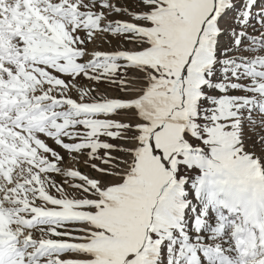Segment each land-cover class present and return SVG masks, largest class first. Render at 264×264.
Segmentation results:
<instances>
[{
    "label": "snow or ice",
    "instance_id": "6c2138e0",
    "mask_svg": "<svg viewBox=\"0 0 264 264\" xmlns=\"http://www.w3.org/2000/svg\"><path fill=\"white\" fill-rule=\"evenodd\" d=\"M22 4L0 264H264V0Z\"/></svg>",
    "mask_w": 264,
    "mask_h": 264
},
{
    "label": "rangeland",
    "instance_id": "374dc122",
    "mask_svg": "<svg viewBox=\"0 0 264 264\" xmlns=\"http://www.w3.org/2000/svg\"><path fill=\"white\" fill-rule=\"evenodd\" d=\"M3 7L7 9V12L5 9H3V13L1 14L5 17L3 24L4 32L11 34L13 32L26 31V28L28 26V16L26 14L27 9L24 8L22 0H10L9 4L7 5V3H5V6ZM5 13H7V15H5ZM9 23L12 24L11 28H9ZM12 44L13 41L11 39L0 37V52L7 53L10 50ZM130 46L131 45H129V47ZM107 48L108 46L105 45V50H107ZM42 50L44 49L39 45H34L31 49V51L34 53H39ZM4 56L0 57V67L3 68L2 70H0V73L10 71L9 68H5L4 66L6 63H8L9 57L7 55ZM3 58H5V61L3 60ZM55 66L61 68L65 67L58 64ZM68 70H70V66H68ZM41 73L42 75H40V80H37V74ZM40 81L52 83L53 86H55L56 83H61L60 81H55L51 76H49L48 73L39 66V64L24 63L22 67L16 68L15 79L9 77L8 80H5L3 76H0V87L7 89L10 93H14L16 90H20L25 87H27L28 91H31L37 86L43 87V84L40 83ZM73 95H75V93H73ZM15 119L16 117L12 114V112H5L2 116H0V120L5 121V124L0 125V129H2V132H0V137H3L6 140V144L4 145V147L6 148L5 156L11 154V152L7 150H10L11 144L15 142L14 140L10 139L11 130L8 127V124ZM32 135V133H28L21 141V146L29 149L30 154L31 146L28 141L32 140ZM17 139H19V136H17ZM40 147H42V145H40ZM81 171L86 172L87 169L81 166Z\"/></svg>",
    "mask_w": 264,
    "mask_h": 264
},
{
    "label": "bare ground",
    "instance_id": "6f19581e",
    "mask_svg": "<svg viewBox=\"0 0 264 264\" xmlns=\"http://www.w3.org/2000/svg\"><path fill=\"white\" fill-rule=\"evenodd\" d=\"M9 0H2V2H0V15L3 13V9H5V3H7ZM17 7V6H16ZM6 10V9H5ZM7 12V11H6ZM10 12V11H9ZM7 15V13H6ZM5 18V17H4ZM6 48V47H5ZM8 48V47H7Z\"/></svg>",
    "mask_w": 264,
    "mask_h": 264
}]
</instances>
